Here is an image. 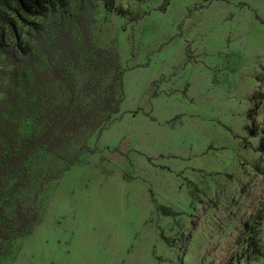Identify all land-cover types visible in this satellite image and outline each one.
<instances>
[{
    "label": "rangeland",
    "instance_id": "obj_1",
    "mask_svg": "<svg viewBox=\"0 0 264 264\" xmlns=\"http://www.w3.org/2000/svg\"><path fill=\"white\" fill-rule=\"evenodd\" d=\"M18 35L0 264H264V0H71Z\"/></svg>",
    "mask_w": 264,
    "mask_h": 264
},
{
    "label": "trees",
    "instance_id": "obj_2",
    "mask_svg": "<svg viewBox=\"0 0 264 264\" xmlns=\"http://www.w3.org/2000/svg\"><path fill=\"white\" fill-rule=\"evenodd\" d=\"M71 0H7L0 5V54L8 56L11 39L19 40L18 24L27 25L29 18L48 17L66 8ZM93 1V0H81ZM167 0H165L166 2Z\"/></svg>",
    "mask_w": 264,
    "mask_h": 264
}]
</instances>
